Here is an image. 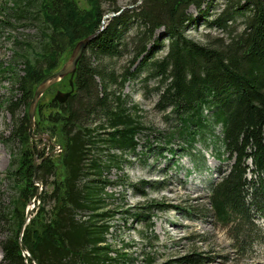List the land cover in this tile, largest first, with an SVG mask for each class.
I'll return each instance as SVG.
<instances>
[{
	"label": "trees",
	"instance_id": "obj_1",
	"mask_svg": "<svg viewBox=\"0 0 264 264\" xmlns=\"http://www.w3.org/2000/svg\"><path fill=\"white\" fill-rule=\"evenodd\" d=\"M26 2L14 7L17 17L31 12L33 0ZM206 2L142 0L109 17L102 28L101 0H92L89 13L79 9L76 14L74 0L40 3L38 11L52 32L38 57L25 59V73L16 75L19 95L3 100L13 116L11 136L22 142L29 138L30 120L28 111L21 114L19 109L29 106L33 86L59 68L53 69L63 50L61 27L72 44L101 29L79 60L70 88L48 101L53 109L43 114L47 120L41 124L38 119L41 125L36 132L48 131L52 139L53 130L61 124L60 155L66 173L59 178L54 152L38 147L40 137L26 143L17 167L9 171L19 190L18 199L29 201L38 194L41 202L24 230L16 200L13 207L0 202L3 264H134L135 257L109 240L115 217L130 210L116 203L117 191L108 187L135 185L123 167L131 155L140 153L139 133L144 126L132 109L138 105H129L122 90L129 77L142 71L147 72L146 79L159 76L158 106L171 107L178 116L181 136L188 142L181 146L183 150L194 147L197 140L205 141L221 125L215 148L232 163L219 179L209 182V211L229 229L237 249L251 250L256 236L264 240L259 222L264 219V0H227L210 23L227 28L229 20L241 16L242 27L227 41L219 38L215 43L197 41L185 32L193 21L189 6L200 8ZM159 26L165 27L168 39L167 52L161 57H157L156 42L148 46ZM128 50L134 53L130 62L139 59L134 71L125 67L119 72L110 61L96 59L123 56ZM54 140L49 146L52 150L57 144ZM36 155L41 159L37 165ZM37 181L43 185L41 192ZM152 204L135 216L153 230ZM194 256H188L189 260H201ZM147 262H154L152 255H147Z\"/></svg>",
	"mask_w": 264,
	"mask_h": 264
},
{
	"label": "rangeland",
	"instance_id": "obj_2",
	"mask_svg": "<svg viewBox=\"0 0 264 264\" xmlns=\"http://www.w3.org/2000/svg\"><path fill=\"white\" fill-rule=\"evenodd\" d=\"M26 1L30 0H0V202L13 207L16 200L20 216L23 214L21 218L24 217V221L27 220L29 224L36 216L41 200L38 194L29 201L22 197L18 199L19 190L9 171L17 167L20 152L26 143L40 137L42 141L39 140L38 147L40 149L46 147L49 152H54V158L59 165V178L66 173L62 162L63 155H60L63 146L59 142L64 141L59 126L61 124L59 123L52 133L55 137L51 139L57 142L53 150L49 147L50 142L46 137L50 136L48 131L43 133L36 131L37 126L39 129L47 120L43 114H48L53 109L47 105L48 101L58 91L70 88L71 75H65L42 94L33 127V134L40 136L36 137L30 133L27 142L13 138L11 136L13 116L3 100L9 96L19 95L15 87L16 75L25 73V59L35 60L42 51L48 34L52 32L49 22L44 19V14L38 11L40 3L45 5L47 0H33L28 10L31 12L24 17L19 18L14 14V7L19 4L27 5ZM141 2L142 0H101V7L107 14L136 7ZM74 3L77 10L75 14L79 9L89 13L87 10L93 6L92 0H74ZM226 3L227 0H207L200 8L196 5L189 6L188 12L192 15L193 21L188 23L186 35L204 43H215L219 38L227 41L241 29L242 17L237 16L234 20H229L227 28L210 23L226 7ZM113 4L118 5L119 9L114 10ZM81 13L79 11V14ZM105 14L101 28L108 20L106 18L104 22ZM165 30L164 26L156 28L153 40L148 45L150 47L157 43L155 48L157 57L167 52L168 39ZM58 33L63 50L56 58L53 69L60 68L69 59L76 45L69 42L64 28L61 27ZM129 51L123 56L113 58L100 56L96 59L110 61L119 72L125 67L134 71L139 59L135 63L130 62L134 53ZM146 74V71H142L129 77L122 90V96L128 99L129 105L133 103L138 105V108L132 109L137 110L144 127L139 133L140 153L131 155L130 161L123 167V171L135 185H128L126 188L121 185L108 187L110 190L116 189L118 195L116 203L120 202L123 209L130 210L115 217L113 233L109 240L114 247L122 248L135 257L134 264H148V254L154 259L152 264H166L169 261L170 264H264L263 238L256 236L257 240L251 250H239L229 229L220 224L209 211L211 207L209 182L211 179H219L232 163L225 154L219 155L215 148L216 135H221V125L216 126L214 131L206 136L205 141L197 140L194 147L187 146L190 150H183L181 146L187 145L188 142L181 136L179 130L181 122L178 116L171 111V107L163 110L158 106L162 92L160 78L152 76L146 79ZM73 78L74 76L72 82ZM28 108L29 106H23L19 111L24 114ZM170 146L176 150L172 152L168 149ZM35 160L38 163L41 161L39 156ZM116 174L117 171L113 170L111 176L115 178ZM143 180L147 184H143ZM37 183L41 192L43 185L40 181ZM148 204H152V209L148 211L154 221L153 230L146 228L145 220L135 216L136 211L146 210ZM29 207L31 211L27 215ZM259 222L264 232V219L260 218ZM1 234L2 228L0 237ZM124 242L130 243V246L124 245ZM25 252L28 253V250L25 249ZM188 256L201 260L193 262ZM1 260L0 246V264H3Z\"/></svg>",
	"mask_w": 264,
	"mask_h": 264
},
{
	"label": "water",
	"instance_id": "obj_3",
	"mask_svg": "<svg viewBox=\"0 0 264 264\" xmlns=\"http://www.w3.org/2000/svg\"><path fill=\"white\" fill-rule=\"evenodd\" d=\"M122 10V9H121ZM121 10L119 11H112L110 13L105 14V19L104 22L106 21V18H109L113 15H116L118 13L121 12ZM101 28H99L95 33L89 34L88 36L80 39L74 49L73 52L71 54V56L69 57V59L60 67L58 68L56 71H54L53 73L49 74L48 76H46L43 80H41L34 91V95L33 98L29 104V108H28V115H29V120H30V133L32 135L33 134V127L35 125V113H36V109L38 106V102L42 96V94L52 85L54 84L56 81H58L59 79H61L62 77H64L67 74H71V83L72 82V75L75 73L77 65L79 60L81 59L82 55L85 52V49L88 45V43L93 39V37L96 35L97 32H99ZM62 95L64 94V92H62L61 90L57 92V95ZM36 137H39L40 135H35ZM43 136V135H42ZM48 141L50 143H52V139L49 135H46ZM37 157V155H36ZM35 165H37L38 161L35 160ZM31 211V207H29L27 209V215L30 214ZM27 224V220L25 221L24 225H23V229H25ZM29 253V252H28ZM34 264H38L36 261H34Z\"/></svg>",
	"mask_w": 264,
	"mask_h": 264
},
{
	"label": "bare ground",
	"instance_id": "obj_4",
	"mask_svg": "<svg viewBox=\"0 0 264 264\" xmlns=\"http://www.w3.org/2000/svg\"><path fill=\"white\" fill-rule=\"evenodd\" d=\"M76 72V71H75ZM71 75V74H70ZM75 75V73L72 75V77Z\"/></svg>",
	"mask_w": 264,
	"mask_h": 264
}]
</instances>
